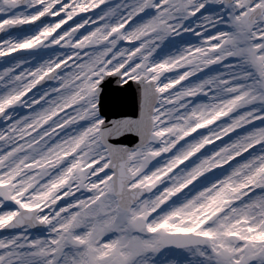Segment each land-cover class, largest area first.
I'll use <instances>...</instances> for the list:
<instances>
[{
  "label": "snow or ice",
  "instance_id": "6c2138e0",
  "mask_svg": "<svg viewBox=\"0 0 264 264\" xmlns=\"http://www.w3.org/2000/svg\"><path fill=\"white\" fill-rule=\"evenodd\" d=\"M0 32L27 54L0 71V264H264V0H0Z\"/></svg>",
  "mask_w": 264,
  "mask_h": 264
},
{
  "label": "bare ground",
  "instance_id": "6f19581e",
  "mask_svg": "<svg viewBox=\"0 0 264 264\" xmlns=\"http://www.w3.org/2000/svg\"><path fill=\"white\" fill-rule=\"evenodd\" d=\"M123 1V0H122ZM101 8H103V6L101 5ZM96 11H98V9H93L92 10V12L94 13V12H96ZM92 13H88V14H86L85 15V17L87 16V15H91ZM199 15V14H198ZM74 26V25H73ZM59 30V29H58ZM57 30V31H58ZM53 35H55V33L53 34ZM188 39H189V41L192 43V44H199L200 43V39L199 38H197V37H195V36H189L188 37ZM1 43V42H0ZM122 46H127V44H124V45H122ZM10 55H7V56H5V57H0V67L1 66H4V68L5 67H11V62H12V60L10 59ZM45 59H47V56H45ZM7 60H9V61H7ZM30 65H27L26 67H29ZM222 70V69H221ZM177 87H179V86H177ZM34 93L33 92H30V93H28V96H31V95H33ZM27 109H23V110H21V114L22 115H26L27 114ZM2 126H4V124L2 123L1 125H0V127H2ZM210 127H212V126H210ZM203 131H205L204 129H199L198 130V132H203ZM193 135H195V133H193Z\"/></svg>",
  "mask_w": 264,
  "mask_h": 264
},
{
  "label": "rangeland",
  "instance_id": "374dc122",
  "mask_svg": "<svg viewBox=\"0 0 264 264\" xmlns=\"http://www.w3.org/2000/svg\"><path fill=\"white\" fill-rule=\"evenodd\" d=\"M123 1L122 0H108V4L110 5V6H115L116 4H120V3H122ZM103 7H104V5H102ZM61 15H63V14H61ZM79 15H81V16H85L86 14H84V13H81V14H79ZM50 19H52V20H55V18H50ZM76 19V17H74L73 18V20H75ZM73 24V21H68V25H72ZM65 27H67V25H62L61 26V28H65ZM28 30V29H27ZM60 31V29L58 30V32ZM83 31V30H82ZM5 39H7V37L6 36H3L2 38H0V42L2 43ZM17 52L18 51H16V52H12V53H10L9 55H10V59L12 60V62H13V58H16V57H19L18 55H17ZM25 58H27V56L25 57ZM9 59V60H10ZM9 60H7V61H9ZM11 62V63H12ZM27 65H25L24 67H26ZM4 69V66H1L0 67V71H2ZM21 69H18L17 71H20ZM50 84H52V83H54V82H49ZM183 83V82H182ZM45 86H47V85H45ZM41 87H39L38 89H40ZM37 91V89H33L32 90V92L33 93H35ZM3 122H0V125L2 124ZM217 123H219V122H217ZM3 127H5V125L4 126H2V127H0V128H3ZM210 127V126H209ZM213 127V126H212ZM231 135V134H230ZM215 143L216 144H219L220 143V141H215ZM208 148H211L212 147V145H208L207 146Z\"/></svg>",
  "mask_w": 264,
  "mask_h": 264
},
{
  "label": "water",
  "instance_id": "95a60500",
  "mask_svg": "<svg viewBox=\"0 0 264 264\" xmlns=\"http://www.w3.org/2000/svg\"><path fill=\"white\" fill-rule=\"evenodd\" d=\"M134 146V145H133Z\"/></svg>",
  "mask_w": 264,
  "mask_h": 264
}]
</instances>
